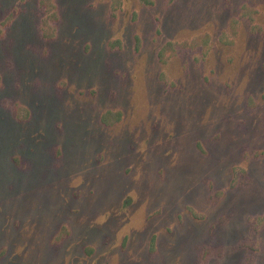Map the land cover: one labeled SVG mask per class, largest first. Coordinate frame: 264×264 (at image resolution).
<instances>
[{
    "label": "rangeland",
    "instance_id": "rangeland-1",
    "mask_svg": "<svg viewBox=\"0 0 264 264\" xmlns=\"http://www.w3.org/2000/svg\"><path fill=\"white\" fill-rule=\"evenodd\" d=\"M0 264H264V0H0Z\"/></svg>",
    "mask_w": 264,
    "mask_h": 264
}]
</instances>
